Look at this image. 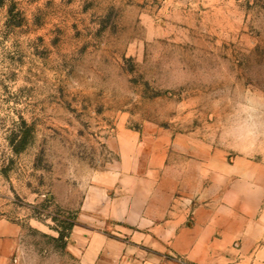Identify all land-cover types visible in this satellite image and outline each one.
<instances>
[{"label": "rangeland", "instance_id": "1", "mask_svg": "<svg viewBox=\"0 0 264 264\" xmlns=\"http://www.w3.org/2000/svg\"><path fill=\"white\" fill-rule=\"evenodd\" d=\"M133 136L161 140L212 201L264 208V0L0 7V218L24 229L17 264H79L67 227L86 180Z\"/></svg>", "mask_w": 264, "mask_h": 264}, {"label": "crops", "instance_id": "2", "mask_svg": "<svg viewBox=\"0 0 264 264\" xmlns=\"http://www.w3.org/2000/svg\"><path fill=\"white\" fill-rule=\"evenodd\" d=\"M120 142L119 160L86 180L66 246L79 264H264L260 202L212 201L199 178L186 186L159 139ZM23 237L20 223L0 218V264H17Z\"/></svg>", "mask_w": 264, "mask_h": 264}, {"label": "trees", "instance_id": "3", "mask_svg": "<svg viewBox=\"0 0 264 264\" xmlns=\"http://www.w3.org/2000/svg\"><path fill=\"white\" fill-rule=\"evenodd\" d=\"M7 0H0V7L3 6L5 4ZM73 225H70L69 227H67L68 229L71 228L72 229ZM66 238V235L64 234L63 231L60 232L59 238L60 240H64Z\"/></svg>", "mask_w": 264, "mask_h": 264}]
</instances>
